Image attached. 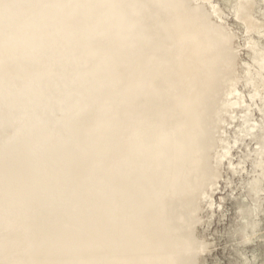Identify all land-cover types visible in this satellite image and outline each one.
Segmentation results:
<instances>
[{
  "label": "water",
  "instance_id": "water-1",
  "mask_svg": "<svg viewBox=\"0 0 264 264\" xmlns=\"http://www.w3.org/2000/svg\"><path fill=\"white\" fill-rule=\"evenodd\" d=\"M208 182L159 0H0V264H204Z\"/></svg>",
  "mask_w": 264,
  "mask_h": 264
},
{
  "label": "rangeland",
  "instance_id": "rangeland-1",
  "mask_svg": "<svg viewBox=\"0 0 264 264\" xmlns=\"http://www.w3.org/2000/svg\"><path fill=\"white\" fill-rule=\"evenodd\" d=\"M160 2L204 83V264H264V67L255 48L264 53V0H245L262 23L255 29L239 16V0Z\"/></svg>",
  "mask_w": 264,
  "mask_h": 264
},
{
  "label": "bare ground",
  "instance_id": "bare-ground-1",
  "mask_svg": "<svg viewBox=\"0 0 264 264\" xmlns=\"http://www.w3.org/2000/svg\"><path fill=\"white\" fill-rule=\"evenodd\" d=\"M160 1V0H159ZM199 2V1H198ZM201 2V1H200ZM161 3V2H160ZM211 3V2H210ZM247 2H245V0H239V10H238V13H239V16L241 18H244L245 20H247V23H248V26L250 29H255V28H259L261 26V22H258L255 18H253L252 14H251V8L246 4ZM162 5V4H161ZM233 5V4H232ZM164 8V7H163ZM202 8V7H201ZM237 8V6H236ZM233 9V8H232ZM165 10V9H164ZM220 10V9H219ZM235 11V10H234ZM166 12V11H165ZM167 15V13H166ZM217 15V14H216ZM219 16V15H217ZM168 17V16H167ZM219 19V18H218ZM169 20V18H168ZM220 20V19H219ZM170 22V21H169ZM171 24V23H170ZM172 26V25H171ZM174 29V28H173ZM175 31V30H174ZM177 34V33H176ZM263 35V34H262ZM179 37V36H178ZM180 39V38H179ZM254 39V38H253ZM182 42V41H181ZM254 42V41H253ZM256 42H258L256 40ZM258 44V43H257ZM184 45V44H183ZM185 47V46H184ZM250 47V46H248ZM261 47V46H260ZM257 52H259L260 56H263L262 59L260 60L261 61V65L264 67V53L263 51L257 46H255ZM187 50V49H186ZM264 50V49H263ZM189 53V52H188ZM254 53V52H253ZM190 55V54H189ZM255 55V54H254ZM259 57V56H258ZM192 58V57H191ZM260 58V57H259ZM193 60V59H192ZM194 62V61H193ZM250 63V62H249ZM246 64V63H245ZM252 64V63H251ZM254 64V63H253ZM256 64V63H255ZM195 65V63H194ZM244 65V64H243ZM257 65V64H256ZM249 66V65H248ZM251 66V65H250ZM196 67V66H195ZM256 67V66H255ZM197 69V68H196ZM262 70V69H261ZM198 71V70H197ZM251 71V70H250ZM253 71V70H252ZM247 72V71H246ZM254 72V71H253ZM262 72V71H261ZM199 73V72H198ZM251 73V72H250ZM249 73V74H250ZM255 74V73H254ZM200 75V74H199ZM260 76V75H259ZM201 77V76H200ZM202 79V78H201ZM252 79V78H251ZM249 79V80H251ZM258 80V79H257ZM261 81V80H260ZM203 82V80H202ZM252 82H255V81H252ZM263 84V83H262ZM261 85V84H260ZM252 86V85H251ZM257 86V85H256ZM264 86V85H263ZM233 87V86H232ZM231 87V89H232ZM253 87V86H252ZM203 89H204V83H203ZM255 89V88H254ZM253 91V90H252ZM256 91V90H255ZM257 92V91H256ZM254 93V92H253ZM261 95V93H260ZM204 97H205V90H204ZM255 97V96H254ZM261 99V97H260ZM259 99V100H260ZM205 105H206V98H205ZM206 113H207V106H206ZM207 159H208V114H207ZM260 164V163H259ZM208 172H209V160H208ZM209 183H210V173H209V182H208V199H207V207H208V200H209ZM256 193V192H255ZM246 221V220H245ZM248 240H249V237H248ZM203 242L202 241V245H203ZM203 250H204V246H203Z\"/></svg>",
  "mask_w": 264,
  "mask_h": 264
}]
</instances>
